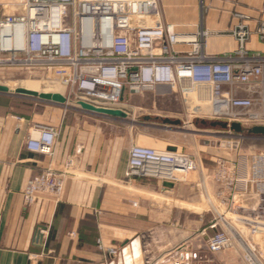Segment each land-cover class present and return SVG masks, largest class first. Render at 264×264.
Returning <instances> with one entry per match:
<instances>
[{"label": "built area", "instance_id": "1", "mask_svg": "<svg viewBox=\"0 0 264 264\" xmlns=\"http://www.w3.org/2000/svg\"><path fill=\"white\" fill-rule=\"evenodd\" d=\"M19 4L22 11L0 19V66L53 71L66 83L67 107L82 109L80 101L109 107L104 103H120L127 94L168 87L193 117L225 122L230 130L233 123H261L264 56L246 47L250 32L242 22L230 29L237 50L211 57L205 52L208 31H178L175 24L163 21L159 0H20ZM257 32L264 40V24ZM204 106L211 111L206 113ZM59 134L52 125L37 124L26 147L52 155ZM231 146L234 157L216 159V217L209 225L212 232L203 231L205 244L198 250L234 251L243 264H264V152L245 154L239 142ZM73 166L69 159L62 170L47 168L33 176L24 201L32 204L42 194L59 199ZM199 168L190 154L133 144L126 176L174 185ZM43 233L39 226L34 244L42 243ZM97 243L108 256L119 254L117 246H107L101 239ZM196 258L198 253L190 250L172 264H189Z\"/></svg>", "mask_w": 264, "mask_h": 264}, {"label": "crops", "instance_id": "2", "mask_svg": "<svg viewBox=\"0 0 264 264\" xmlns=\"http://www.w3.org/2000/svg\"><path fill=\"white\" fill-rule=\"evenodd\" d=\"M159 5L163 21L175 24L178 31H208V56L221 57L237 50L238 42L230 29L241 22L250 32L246 47L264 56V40L257 32L264 24V0H159ZM50 79L52 91L41 90L42 81L6 86L64 94L66 83L56 76ZM40 100L34 101L40 113L27 116L18 114L12 103L2 102L0 92V264H172L169 260L177 247L191 241L187 239L192 234L187 235L191 231L187 222L179 225L181 211L162 206L155 196L174 194L171 192L178 184L166 187L154 178H128L129 153L113 160L105 153L110 148L101 139V128L79 119L83 114L90 118L96 113ZM37 124L52 125L60 131L52 155L26 147ZM163 148L183 152L174 144ZM69 159L74 166L60 198L42 194L27 204L24 190L28 180L47 168L62 170ZM195 159L204 165L203 159ZM212 163L216 165L215 158ZM97 179L101 182L96 183ZM132 201H139V205H132ZM39 226L44 233L42 243L36 245ZM99 239L107 246H117L119 254L110 257L100 251ZM197 253L201 259L208 256L204 249Z\"/></svg>", "mask_w": 264, "mask_h": 264}, {"label": "rangeland", "instance_id": "3", "mask_svg": "<svg viewBox=\"0 0 264 264\" xmlns=\"http://www.w3.org/2000/svg\"><path fill=\"white\" fill-rule=\"evenodd\" d=\"M20 11H22V7L17 0H0V19L4 15L17 14ZM54 76L53 71L44 69L0 66V84L2 85L7 83L20 84L21 81L27 80L42 81L40 89L52 91L53 83L50 78ZM1 95L2 102L12 103L18 114L28 116L41 111L39 104L36 105L34 102L35 99L40 100L39 98L10 93H1ZM118 104L120 107L108 105L109 107L106 108L121 109L127 115L129 114L127 118L105 115L107 118L102 119L96 116L102 114H96L90 118L87 114L79 116L81 123L91 122L101 128L99 131L101 139L106 141L110 148L105 153L112 156L113 160L122 154L129 153L133 144L161 150L168 144H174L184 153L194 154L198 159H203V166L196 159L200 168L177 183V189L171 192L174 194L155 196V199L162 206H172L181 211L182 217L178 219L179 225L183 226L184 222H187L191 230L188 231L187 235L192 234L187 239L191 241L178 246L169 261L174 260L181 253H188L190 250L194 253L201 249L206 250L205 248L198 250V247L204 246L202 233L206 229L208 233L212 232L209 225L216 217L217 185L213 181L215 166H213L212 160L220 156L234 157L235 147H232L231 144L236 145L237 142H239L242 153L264 152V135L248 132L249 129L258 124L264 125V116L259 121L261 123L250 122L243 125V132L223 129L220 125H211L212 122L218 120L188 115L183 100L175 91L167 87H158L154 90L132 95L127 94L125 99ZM133 119L135 122L132 121ZM176 120L179 121L178 124L172 123ZM100 182L99 179L96 180V183ZM134 203L139 205V201H132V205ZM184 218H187L186 221ZM176 230L179 232L180 227ZM207 255L204 259L198 256L193 261H189V264H208L210 261H213L214 264L218 261L223 264H243L234 251L220 253L218 255L221 257L218 259L213 257L217 254L207 252Z\"/></svg>", "mask_w": 264, "mask_h": 264}, {"label": "water", "instance_id": "4", "mask_svg": "<svg viewBox=\"0 0 264 264\" xmlns=\"http://www.w3.org/2000/svg\"><path fill=\"white\" fill-rule=\"evenodd\" d=\"M0 92L1 93H10V94H22V95H27L35 98L42 99L44 101H49V102H56L60 104H65L66 98L60 94V93H39L37 91L25 89V88H16V89H10L6 85L0 84ZM82 109L86 111H90L96 114H102V115H107V116H112V117H119V118H126L127 113L124 112L121 109H113V108H106V107H98L95 105H92L90 103L80 101L78 103ZM211 125L216 126L220 125L223 129H227L228 125L225 122H220V121H215L212 122ZM231 129L236 131V132H243V128L239 123H233L231 125ZM249 133L256 134V135H264V126L262 125H256L252 127L251 129L248 130ZM164 186L166 187H173L172 183H164Z\"/></svg>", "mask_w": 264, "mask_h": 264}, {"label": "bare ground", "instance_id": "5", "mask_svg": "<svg viewBox=\"0 0 264 264\" xmlns=\"http://www.w3.org/2000/svg\"><path fill=\"white\" fill-rule=\"evenodd\" d=\"M19 1L20 0H17V2L19 3ZM11 89V88H10ZM26 89V88H25ZM29 90H31V89H29ZM33 91H35V90H33ZM38 92V91H37ZM41 93H43V92H41ZM44 93H46V92H44ZM31 97V96H30ZM33 98H35V97H33ZM105 105H107L108 106V103H104ZM114 105H118V103H116V104H114ZM205 107V109H206V113L207 112H210L211 111V107L210 106H204ZM262 126H264V125H262ZM213 207H214V205L213 204H211Z\"/></svg>", "mask_w": 264, "mask_h": 264}]
</instances>
